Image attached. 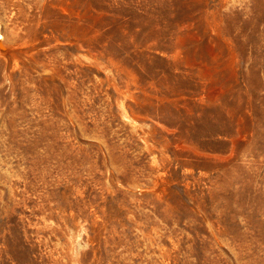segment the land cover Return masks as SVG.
Returning a JSON list of instances; mask_svg holds the SVG:
<instances>
[{
	"label": "rangeland",
	"instance_id": "rangeland-1",
	"mask_svg": "<svg viewBox=\"0 0 264 264\" xmlns=\"http://www.w3.org/2000/svg\"><path fill=\"white\" fill-rule=\"evenodd\" d=\"M0 264H264V0H0Z\"/></svg>",
	"mask_w": 264,
	"mask_h": 264
}]
</instances>
